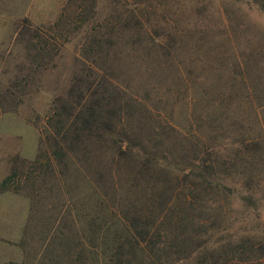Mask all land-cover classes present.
Listing matches in <instances>:
<instances>
[{
  "label": "rangeland",
  "instance_id": "obj_1",
  "mask_svg": "<svg viewBox=\"0 0 264 264\" xmlns=\"http://www.w3.org/2000/svg\"><path fill=\"white\" fill-rule=\"evenodd\" d=\"M97 69L113 88L106 84L107 96L115 86L127 92L114 99L131 115L118 129L135 130L133 94L155 107L158 120L152 116L140 139L148 149L165 142L157 151L177 163L176 176L208 158L191 141L165 140L159 115L215 147L211 160L224 164L219 180L230 191H212L205 212L196 211L215 229L190 235L217 252L227 247L235 264H264V0H0V183L26 174L53 110L78 80H96ZM176 83L183 86L172 97ZM210 121L213 130L204 128ZM113 159L99 155L96 163L110 170L104 204L117 214L132 201V179L115 173ZM84 172L74 159L58 182L23 179L20 190L0 191V264H80L89 244L102 256V234L85 217L94 209L82 206Z\"/></svg>",
  "mask_w": 264,
  "mask_h": 264
},
{
  "label": "trees",
  "instance_id": "obj_2",
  "mask_svg": "<svg viewBox=\"0 0 264 264\" xmlns=\"http://www.w3.org/2000/svg\"><path fill=\"white\" fill-rule=\"evenodd\" d=\"M99 72L93 82H76V88L70 90L67 98L47 119L42 132V150L36 160L28 164L23 176L13 171L4 178L0 191L20 190L23 179L26 182L31 180L32 186L46 180L58 182L67 177L69 165L75 159L85 171L83 179L89 175V179L84 180L87 184L83 187L82 206L88 211L94 210L85 215L87 225L93 234H102V256L99 257L94 246L89 244V257H83L86 261H80V264H235L228 259L227 247L222 246L217 252L209 239L201 241L191 237L206 236L217 226L215 222L208 224L205 217L196 214V211L205 212L204 202L212 201L206 199L207 196L212 191L216 194L230 191L219 180L221 174L227 175L224 164L217 159L211 160L217 156L215 147H206L200 135L195 138L193 131L182 133L172 118L166 117L162 121L159 115L163 126L159 124L158 128L165 127L170 133L162 135L165 140L180 138L181 141H191L197 154L204 153L208 158V163L196 159L200 165H192V171L176 176L177 163H168L166 157L157 151V147H163L165 142L161 140L154 145L155 149H148L140 139L141 130L151 120H158L151 114L157 110L152 109L147 100L133 94L127 102L132 101V124L134 121L137 123L135 130L128 133V130L118 129L125 119H122L123 115L129 118L131 115L123 113L124 108L114 99H123L127 92L115 86L113 94L107 96L106 84L110 88L112 86L99 76ZM93 74L96 73L93 71L90 78ZM99 77L100 81L96 82ZM81 85L85 87L82 89ZM173 85L178 87L175 92L168 93L172 97L179 95L183 86L179 83ZM204 128L214 129L211 121ZM169 152L168 156L175 155ZM99 155L114 157L117 164L115 173L127 171V176L132 179V201L127 204L129 207L125 212L120 210L114 214L105 207L104 202L110 193L107 183L110 170L103 166L99 171L96 163ZM120 206L122 208V203ZM186 239H189V247L179 249L180 243ZM152 250L162 254L169 252L170 255H157L151 259ZM195 252H201L200 257L190 261Z\"/></svg>",
  "mask_w": 264,
  "mask_h": 264
}]
</instances>
